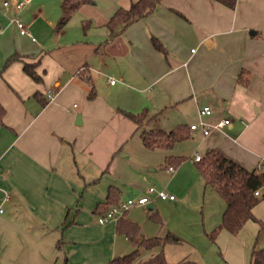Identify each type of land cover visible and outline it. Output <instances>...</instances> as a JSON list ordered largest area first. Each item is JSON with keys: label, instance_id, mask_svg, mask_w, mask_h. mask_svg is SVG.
<instances>
[{"label": "crops", "instance_id": "1", "mask_svg": "<svg viewBox=\"0 0 264 264\" xmlns=\"http://www.w3.org/2000/svg\"><path fill=\"white\" fill-rule=\"evenodd\" d=\"M63 1L31 0L20 12L34 42L0 5V264H108L126 256L138 249L134 242L116 233V222L97 220L115 204L144 197L148 220L156 212L163 228L139 225L127 213L140 227L139 243L166 232L183 240L179 216L188 211L202 214L203 232L211 233L225 204L199 176L195 158L216 151L247 171L264 164V0H237L234 10L210 0H161L107 45V22L138 0H92L57 32ZM12 56L36 65L41 83L21 62L4 69ZM205 107V123L230 126L208 137L190 132ZM143 111L153 118L146 130L186 128L190 139L145 149L122 115ZM170 157L184 161L167 167ZM111 187L119 193L107 205ZM151 188L174 201L149 195ZM168 247L166 262L177 264Z\"/></svg>", "mask_w": 264, "mask_h": 264}, {"label": "trees", "instance_id": "2", "mask_svg": "<svg viewBox=\"0 0 264 264\" xmlns=\"http://www.w3.org/2000/svg\"><path fill=\"white\" fill-rule=\"evenodd\" d=\"M161 0H138L131 4L128 9H119L107 22L106 28L110 32L109 39L105 42L109 43L117 37L123 30L132 24L144 19L150 15L156 5ZM217 2L230 10H234L237 0H210ZM92 0H64L61 5V18L57 23L56 31H61L72 18L84 6H88ZM88 29V24H84L83 33ZM157 49H160L154 41ZM22 62L18 56H12L7 60L4 69L12 63ZM36 65H28L23 63V72L36 84H40L42 79L35 73ZM95 96L93 89L89 93L88 99ZM5 111L0 105V128L3 127V118ZM122 115L134 124L137 131H140V140L145 149L149 151L170 150L179 144H183L190 139L189 131L186 128H179L170 133H164L156 130H146L148 124L153 120L149 117L147 111H143L138 115L130 113H122ZM184 158H166L165 166L177 168ZM199 176L204 180L205 185L210 187L225 204L220 225L211 233H205L206 237L214 242L221 231H225L231 235H237L244 225L250 221H254L253 210L261 202L263 198H256L254 194L264 188V164L262 170L247 171L243 167L226 159L220 153L211 151L207 153L199 162L195 164ZM119 191L116 188H109L107 196V205L115 204V198ZM115 204L114 206H118ZM106 212L107 207H99L98 212ZM149 220L163 228L160 216L156 212H150ZM125 213L116 222V233L125 237L130 242H135L140 233V227L137 224L126 219ZM263 228V226H262ZM182 243L181 239L173 234L166 232L163 237H155L142 240L138 244V249L130 254L113 259L108 264H168L164 256V248L167 246H178ZM157 250L156 255L152 258L145 259L143 254ZM143 252V253H142ZM177 264H196L195 262L182 261ZM249 264H264V248L256 251L252 250Z\"/></svg>", "mask_w": 264, "mask_h": 264}, {"label": "rangeland", "instance_id": "3", "mask_svg": "<svg viewBox=\"0 0 264 264\" xmlns=\"http://www.w3.org/2000/svg\"><path fill=\"white\" fill-rule=\"evenodd\" d=\"M125 203L126 201L122 204ZM127 213L139 225L151 224L145 207H133ZM253 216L255 220L246 223L237 235L221 231L216 240L211 242L203 232L202 214L192 211L180 214V233L183 240L179 246L168 247V254L172 256L170 263L190 261L196 264H249L252 250L259 251L264 248V201L254 208ZM196 218L201 222L199 228L194 222ZM139 240L140 238L132 243L134 249H137Z\"/></svg>", "mask_w": 264, "mask_h": 264}, {"label": "built area", "instance_id": "4", "mask_svg": "<svg viewBox=\"0 0 264 264\" xmlns=\"http://www.w3.org/2000/svg\"><path fill=\"white\" fill-rule=\"evenodd\" d=\"M31 2V0H19L15 5H10V3L6 0H0V5L3 9L4 16L8 19L9 23L15 27L18 34L22 37H29L33 42L35 41L31 35L29 34L27 28L24 26L18 15L22 10ZM13 12L15 14H13ZM114 81H110V85H114ZM53 98V95L48 93L46 96L47 101H50ZM211 110L208 107H205L199 111L198 114V123L193 124L189 126L190 132L200 131L203 137H208L212 132L214 131H220L228 126H230L229 120H222L219 121L213 125H209L203 121L204 118L210 117ZM201 157L197 156L195 158V162H199ZM258 171H261L262 168L259 167L257 169ZM168 172H173L172 168L168 169ZM149 195H156L157 198H159L162 201H174V197L170 196L164 192H157L153 188L148 190ZM254 196L256 198H263L264 197V188L257 191ZM149 204V199L144 197L141 199H138L136 201H128L125 204H120L118 206L112 207L107 213H105L103 216H100L98 218V224L104 225L109 222H117L125 213L128 212L129 209L133 207H145Z\"/></svg>", "mask_w": 264, "mask_h": 264}, {"label": "water", "instance_id": "5", "mask_svg": "<svg viewBox=\"0 0 264 264\" xmlns=\"http://www.w3.org/2000/svg\"><path fill=\"white\" fill-rule=\"evenodd\" d=\"M251 35H253V34L251 33ZM76 125L77 126H80L81 125V117L80 116H78L76 118ZM148 209L152 210L153 208H152V206H149Z\"/></svg>", "mask_w": 264, "mask_h": 264}]
</instances>
